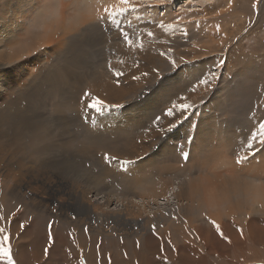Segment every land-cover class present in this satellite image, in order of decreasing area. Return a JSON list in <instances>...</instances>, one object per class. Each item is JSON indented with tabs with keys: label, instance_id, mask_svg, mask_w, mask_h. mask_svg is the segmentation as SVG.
Masks as SVG:
<instances>
[{
	"label": "bare ground",
	"instance_id": "obj_1",
	"mask_svg": "<svg viewBox=\"0 0 264 264\" xmlns=\"http://www.w3.org/2000/svg\"><path fill=\"white\" fill-rule=\"evenodd\" d=\"M12 1L16 2L18 6L16 7L17 13H11L10 8L0 7V17L7 19L8 16V21L11 22L4 26V30L8 31L10 28L19 34H22L20 32L22 30L28 29L29 31L28 35L25 32L26 42L18 45L16 49H10L11 52L7 51L10 43L4 45L6 39L0 40V48H2L0 49V189L4 190L6 196L9 197L5 201L0 200V208L1 211L5 207L9 208L10 206L11 208L8 224L2 225L11 233V241L14 238H24L16 240L15 245L13 244V253L16 251L14 258L18 264H41L42 261L50 258L57 248L68 246V244L78 249L85 248L86 242L82 245L76 241L73 242V236L78 232H85V227L89 229L87 233H95L100 236L111 233L118 236H120L119 234L129 236L137 231L146 232L147 229L150 231L153 223L157 225V222L160 223L163 220V212L158 207L161 204L159 202L166 201L168 203L170 198L177 201H189L190 211H216L218 219L219 215H222V211L244 212L248 210L257 212L258 208L262 212L264 208H261L259 202L252 198L249 191L251 185L261 184V181H264L261 174H259L260 177L242 176L233 182L210 184L208 189H205L204 186L209 184H205L203 187H199L206 196V199L203 200L200 197H193V189L197 187L191 185L187 189L183 188V185L173 187L166 182L167 180L160 179L161 177L155 180L152 178L138 179L135 176V174L137 175L136 170L131 172L134 175L132 188L123 189L124 193L116 194L105 191L107 187L105 178L111 176L108 175L109 172L122 171L117 162L104 161L105 152L115 155L119 159L133 160L138 155V151L144 153L152 148L153 139L166 136L169 131L164 129L173 119H179L182 121L179 126H188L187 128L190 130L193 109L185 114L189 115L185 121H183L185 117L177 113L176 117L165 118V124L161 123L160 129L151 126L144 128L142 134L140 131L135 136L136 127L143 123L142 116L148 113L151 104L155 103H139L141 100L145 99L149 93L170 92L169 94L177 95L182 93L181 91L190 90L197 76L207 72L209 64L216 65L220 60H224L221 68L234 70L229 56L233 48L227 37L228 26L219 24L220 17L225 14L224 11H217V8L211 12L215 6L204 7L206 6L204 1L201 2L204 7L200 12L201 18L212 14V16H208L209 19H207L208 17L206 19L199 18V20L191 18L200 15L199 13H181V15H175L177 16L175 18H171L173 14L159 15V8L154 10L142 8L138 14L128 16L127 19L120 18L122 26L130 33L133 31H143L145 34L147 31L155 33L153 38H147L145 35L143 38L144 49L138 50L129 48L123 43L117 27L104 24L101 21V26L95 28V19L98 15H103L102 7L114 3L115 0L94 1L101 8L96 16L91 0H84L79 10L75 9L74 1L70 0H53L54 3L50 2L47 9L41 8V10L40 7H35V0H26V3L24 0ZM227 2L230 3L228 14L225 15L228 19L234 12L231 8L233 0H227ZM172 3L168 5L171 6ZM20 4H25V12L20 10L22 8L19 7ZM57 5L59 6L58 15L48 17L47 10ZM225 5L227 6V4ZM70 7L76 13L71 16L73 23L79 29L82 25L87 24L85 28L89 29V33L85 28L84 30L80 29L84 36L79 34L81 36L79 39L71 37L65 48H53V45L57 44L56 31L53 26L59 29L58 18H61L60 14L63 16L65 8L69 9ZM20 16L26 17L28 23L19 22L17 18ZM178 18L179 23H177ZM161 19L165 23L176 24V30L164 32L158 27ZM2 22L3 20L0 19V28L3 26ZM216 25L220 26L219 31H217ZM191 27L194 29L192 30ZM184 30L187 31V36L184 35ZM191 31L192 36L190 35ZM177 33L181 34L176 36ZM191 37H196L198 40L205 39L209 42L214 38H219L224 39V43L222 41L218 45L205 49L204 46L197 47L189 44ZM84 46H88V50L84 49ZM169 47L172 49L170 55L180 65L178 71L172 70L168 58L160 55ZM41 49L43 50L41 51ZM33 53L38 54L34 55ZM55 54L57 55L55 56ZM202 54L206 56H202ZM24 58L31 60L29 63L33 72H29L23 63L18 65ZM121 60L125 63L121 64ZM109 61L114 69L123 70L125 75L121 78L114 77L108 70ZM154 69L159 71V75L153 71ZM59 72L69 81H76L78 78L80 87L77 89L76 96L68 93L65 98L63 97L65 89L62 84L66 82L60 77ZM143 73H148V75L143 76ZM133 75L141 76V79L133 80ZM29 78L30 80L31 78L35 79L34 83L24 87V90L18 91L23 82ZM188 78H193V80L189 81ZM81 79L84 81L81 82ZM117 79H119V85H117ZM86 88H89L88 91L101 97L107 103L118 104L119 107L110 109L104 114H97L94 110H89L85 115L81 111L79 94ZM211 89L212 84L210 87L201 86L195 92L203 93ZM40 92L41 95H39ZM12 96L13 98H11ZM183 97L189 98V95ZM44 101L50 103L47 109L44 108V111L50 114L46 115V122H43L42 112L37 113L34 117L35 111H39L38 103H44ZM71 101H73V107L69 106ZM124 103L127 105L124 106ZM206 106L205 112L201 113L202 118L197 123L200 127L197 129L199 135L204 130L203 125H207L209 122ZM156 107L158 108V106ZM209 115L211 114L209 113ZM127 130L132 133L131 137L125 136ZM197 131L195 132L197 133ZM195 139L197 145L202 144L200 137L198 140ZM90 148H95V155L103 151L98 158L100 164H103L102 174L87 171L83 165L81 156L87 154ZM226 148L228 149V147ZM142 165L144 166L143 163ZM75 167L78 169L77 172ZM66 172L78 176V179H73L76 183L71 187L61 175V178L58 177L61 173L67 174ZM176 174L174 173V175ZM218 174L225 175L227 173L220 171ZM121 177L122 175H120ZM63 186H65V190ZM1 190L0 198H3L4 194ZM23 196L28 200V205L22 203ZM112 205H114L113 208H111ZM17 208L20 209L19 212H16ZM14 212L15 216L12 215ZM185 212L189 213L187 209ZM73 214L76 216L75 220L72 219ZM141 220L142 223H140ZM50 221H55L54 246L49 249V255L45 256L44 248L49 243L48 224ZM21 223L25 224L23 231L20 229ZM64 229L68 232L61 234ZM64 237L68 239V243ZM257 242H260V246L264 248L262 237L258 238ZM16 248L17 250H15ZM19 248L21 249L19 250ZM29 248L31 251H27ZM37 250L42 253L41 257ZM25 253L29 255L25 256L28 260L24 257ZM81 257L89 259V255H81L76 258L73 253H68L66 262L67 264H70L69 261L72 264H80ZM89 262L87 264H91Z\"/></svg>",
	"mask_w": 264,
	"mask_h": 264
},
{
	"label": "rangeland",
	"instance_id": "obj_2",
	"mask_svg": "<svg viewBox=\"0 0 264 264\" xmlns=\"http://www.w3.org/2000/svg\"><path fill=\"white\" fill-rule=\"evenodd\" d=\"M24 1L26 3V0ZM35 1V7H40V10L41 8L47 9L49 3L53 2V0ZM70 1H74V7L77 10L81 9L82 6L80 5H83L84 3V0L83 2H81V0ZM94 1L96 0H91V3L92 9L96 12V16L101 8H99V6L94 3ZM172 1L173 3L171 6L166 5L164 6L163 11L159 10V15L169 13L170 15L173 14L171 18H175L178 16L177 14L181 15V13L200 14L204 7L213 5L216 8L214 7L211 12L215 11L217 8V11H224L223 13L225 14L220 17L219 24L228 26L227 37L234 50L230 51L229 56L232 60V66L234 67V70H227L221 68V66L217 67L220 62H218L216 65L209 64L208 66L210 67L207 68V72L209 70H214L218 75V79L212 83V89L210 91L197 93L190 90H184L181 91L182 93L177 95H175V93L169 94L170 92L149 93L145 99L141 100L139 103H155L151 104L149 112L142 116L143 123H140L136 127L135 136H137L140 131L142 134L144 132V128H149L151 126H154L156 129H160L163 122L165 124V118H169L164 116V112L172 105L174 101H176V103L185 102L179 99L185 95H189V98L186 102H191L194 104L193 112L191 114L193 121L190 130L187 128L188 126H179L176 128V130L174 129L168 132L165 137L158 135L159 137L153 139L152 148H150L148 152L141 153L138 151V155L133 158V160L135 159L134 161H136V163L130 166V170L128 172H125L123 169L120 172L117 170L109 172L108 175L111 176L105 178V183L107 185L105 190L106 192L110 191V193L113 194L120 192L124 193L123 189L126 190V188L129 187L132 188V178L134 175H132L131 172L134 170L137 171L136 173L138 176L136 174L135 176L138 179L152 178V180H155L156 178L161 177L160 179L164 181L167 180L166 182L173 187H179L183 185V188L186 189L190 185L193 187H203L205 184H209L204 186L205 189H208L210 188V184H220L227 181L233 182L238 177L242 176L260 177L259 174H261L264 178V151L259 152L257 156L253 158L251 162L245 167L235 165L234 162H232L234 161L233 153L235 151H239V145L245 142L251 131H255V127L258 126L259 122L264 121V0H262L261 4L259 5L258 19L257 10L253 9L252 7L254 0H233L234 4L231 3V8L234 13L232 14V17L230 16L228 19L225 17V15L228 14L227 10L230 5L227 0ZM204 1L206 6L203 7L201 2ZM65 2L67 3L68 1ZM133 2L137 4H143L144 0H133ZM225 4H227V6ZM24 5L25 4H20L19 6L22 7L20 10L23 12H25ZM0 7L10 8L11 13H17L16 7L18 6L16 2L12 0H0ZM73 13V8H65L63 10V16L60 14L61 18H58L59 29H56L53 26V29L56 31L55 39L57 41V44L55 46L53 45V48H65L67 47L68 40L71 37H76L79 39L81 37L79 34H83L81 30H84L87 24H85L86 26L82 25L80 30L71 20ZM201 16L202 15L200 14L191 18L194 20H199V18L206 19L208 16H212V14L205 15V18H201ZM191 18L187 19L190 20ZM209 18L210 17L207 19ZM0 19L3 20V26L0 28V40L3 38L6 39V43L4 45L10 43L7 51L11 52L12 49H16L18 45L24 44L26 42L25 39L29 30L26 29L20 31L22 34L16 33V31L10 28L8 31H5L4 26L9 25L11 22L8 21V16L7 19L4 17H0ZM17 20L22 23H28L26 17L24 16H20L17 18ZM250 21L255 23V28L246 34V29L251 27ZM191 29L193 30L194 28L191 27ZM86 30H88L87 32L89 33V29ZM25 32L27 35H25ZM180 34L181 33H177L176 36H179ZM190 35L192 36V31L190 32ZM222 41L224 43V39L222 40L219 38H214L209 42L205 39L198 40L196 37H191L189 44L196 45L197 47L204 46L203 48L206 49L211 46L218 45ZM84 49L88 50V46H84ZM56 55L57 54H55V56ZM202 56L206 55L202 54ZM5 57H7V55H5ZM27 59H22L18 65H22L23 63L24 67L29 72H33V68L29 63L31 60ZM60 72V77L66 82L62 84L65 89L63 92V97L65 98L68 93L76 96L78 93L77 89L80 87L78 78L76 81H69L68 79L64 78ZM204 73H206V71ZM201 74H199L197 77L201 76ZM29 80L30 78L25 80L22 85L23 88H18V91L24 90L27 86H31L35 81L33 78H31L30 81ZM188 80H193V78H188ZM195 80L193 82H195ZM80 81L83 82L84 80L81 79ZM190 85L191 83L188 85V88ZM88 89L86 88L85 90H82V92L79 94L80 98L84 91H88ZM39 95H41V92ZM11 98H13V96ZM72 104L73 101L69 103V106L73 107ZM49 105L50 103L45 101L44 103H38L39 111H35L34 117L37 113L42 112L43 122H46V115L50 114L45 112L44 108L47 109ZM126 105L127 104L124 103V106ZM156 106H158V108ZM205 106L206 114L209 117V122L207 125H203L204 130L200 132L199 135L197 131L199 126L197 123L200 118H202L201 113L205 112ZM209 113L211 115H209ZM156 117H161L159 124L155 122ZM188 118L189 115L186 116L183 121L187 120ZM195 131H197L198 135ZM131 134L132 133L127 130L125 136L128 135L126 137H131ZM199 137L200 140H202V144L197 145L195 138L198 140ZM188 138L191 139L190 144L187 142ZM181 146H183L185 150L190 148L191 152L193 153V160L190 162V165H184L180 159L179 150ZM226 147H228V149ZM102 153L103 151L95 155V148H90L87 154L81 156L83 165H85L87 171H93L94 174H97L98 172L100 174L103 173V164L101 165L98 159ZM147 154L151 155L148 156ZM222 158H226L228 160L229 167L221 168L218 165V161ZM155 159L156 161H154ZM75 169L77 172L78 169L76 167ZM165 169L166 171H164ZM258 169H260V171H258ZM220 171L226 172L227 174L219 175L218 172ZM174 173L177 174L174 175ZM63 174L64 173L59 174L58 177L61 175L66 183L68 181L70 184H68L69 187L76 183L73 181V179H78L77 174ZM120 175H122L123 178H120ZM262 182L264 181H261V183ZM63 188L65 190V186H63ZM66 188L68 189V187ZM1 192L4 194V197L0 198V200L5 201L9 199V197L6 196L4 190H1ZM188 202L186 200L177 201L176 199L172 198H170L168 203H166V201L159 202L161 203L158 206L160 211L163 213L168 212L169 215L165 216L162 213L163 220L160 221V223L157 222V225L164 224L163 227L158 225V236H154L150 228V231L148 229L146 232L137 231L134 233L135 235L129 234V236H123L121 234L118 236L117 234L113 233L100 236L95 233L89 234L86 232H78V234L73 236L75 237L73 242L76 241L80 245L86 242L85 248L83 247L82 249H78L73 247L71 244H68V246H61L56 249L57 251L54 252L50 258L42 261L41 264H67L66 261L68 259V253H73L76 258L78 256L80 257L81 255H89V259H85L86 264L88 261H90L91 264H264V248L260 246V242H257V239L260 237L264 239V209H262V212H260L258 208L257 212L248 210H245L244 212L238 210L222 211V215H219L218 219L216 211H190ZM22 203L28 205V200L24 196L22 198ZM113 207L114 205L111 206V208ZM42 209L39 210L41 211ZM176 209H179L178 213L175 212ZM186 209L189 211V213L185 212ZM10 211V206L9 208L5 207L2 209V211L0 208V214L5 217V220L0 224L1 227L2 225L5 226V224H8V218L10 219L11 217L8 216ZM205 213H207V218L205 217ZM173 214L178 215L179 218L173 220ZM209 218L215 219L221 225L222 230L229 237L231 243L220 238V236L215 232L213 226L209 223ZM185 220H187V224L184 223ZM239 230L243 231V236H241ZM67 232L68 230L64 229L61 231V234ZM18 239L24 238H14V240L11 241L12 246L15 245V241ZM64 239L68 243V239L65 237ZM169 239L171 240V244H169ZM137 241L140 242L139 247H137ZM98 245H100V247H97ZM17 248L15 250H17ZM20 249L21 248H19V250ZM38 250L37 253L41 257L42 253ZM27 251H31V248H29ZM27 255L28 254L25 253L24 257ZM25 258L28 260L27 257ZM69 263L72 264L70 261Z\"/></svg>",
	"mask_w": 264,
	"mask_h": 264
},
{
	"label": "snow or ice",
	"instance_id": "obj_3",
	"mask_svg": "<svg viewBox=\"0 0 264 264\" xmlns=\"http://www.w3.org/2000/svg\"><path fill=\"white\" fill-rule=\"evenodd\" d=\"M262 0H254L252 5L253 9L257 10V19L259 17V5L261 4ZM172 3V0H144L143 4L134 3L133 0H115L114 3H111L107 6L102 7L103 15H98L96 19L95 28L100 27V22L103 21L104 24H110L115 26L119 29V35L122 37L123 43L126 44L129 48H136L138 50L144 49V42L143 38L146 35L147 38H153L155 33L152 31H147L146 34L143 31H133L130 33L129 30H126L122 26V21L120 18L127 19L128 16L133 14H138L139 11L143 8L145 10H154L159 8L160 11L164 10V6ZM59 12V6H55L47 10L46 15L49 17L57 16ZM179 23V18L177 20ZM250 28H247L245 33L248 34L255 28V23L250 21ZM158 27L162 29L164 32L175 31L177 25L173 23H165L162 19L158 23ZM217 31H219L220 26L216 25ZM184 35L187 36L188 33L184 30ZM43 49H41L42 51ZM172 49L169 47L167 51H163L160 53L161 56H165L171 62V69L178 71L180 69V65L177 64L176 60L172 58L170 53ZM38 54V53H33ZM27 58V57H26ZM183 60V58L181 57ZM121 64L125 63L123 60L120 61ZM224 64V60L220 61V64L217 67L222 66ZM138 66V65H137ZM108 70L111 71L112 75L116 78H121L125 75L124 71L121 69H114L111 65V62L108 63ZM153 71L157 72L159 75V71L154 69ZM143 76H147L148 73H143ZM133 80L141 79V76L133 75ZM218 79L217 72L214 70H209L206 73L201 74V76L197 77L195 82L192 84L190 91L195 92L201 86H208L210 87L213 82ZM117 85H119V79H117ZM181 100L185 102L176 103L173 102L171 107H168L167 110L164 112L165 117H176L177 113H180L181 116L186 118V113L191 111L194 108V104L191 102H186L187 97H180ZM81 103V111L87 115L89 110H94L97 114H104L110 109L119 107L118 104H109L101 97L94 95L90 91H84L83 95L80 98ZM161 117H156L155 122L159 124ZM182 121L179 119L170 120L168 125L166 126V131H172L176 129ZM187 142L190 144L191 139L188 138ZM261 151H264V121L258 123V126L255 127V131H251L249 136L246 138L245 142L239 145V151H235L234 154V164L244 167L248 165L253 158L257 156V154ZM180 159L184 165L189 164L193 160V153L191 152L190 148L185 150L183 146L180 147L179 150ZM103 159L105 162H117L121 169L125 172L130 170V166L136 163V161L132 159H119L115 155H110L109 153L105 152L103 155ZM218 165L221 168L229 167V162L226 158H222L218 161ZM251 196L254 200L259 202L260 207L264 208V182L261 184L251 185L249 188ZM193 197H200L202 200L206 199L205 194L202 190L197 187L193 189ZM20 209L17 208L16 212H19ZM55 211V209H53ZM176 213L179 212V209L175 210ZM165 216L169 215L168 212L163 213ZM13 216L16 215L14 212ZM205 217L207 218V213H205ZM178 215L173 214L172 219H178ZM72 219L75 220V214L72 215ZM5 217L0 214V222H3ZM94 222V221H93ZM143 221L141 220L140 223ZM187 224V220L184 221ZM209 223L213 226L215 232L220 236L221 239L228 241L231 243L229 237L224 233L222 230L221 225L215 220L209 218ZM55 221H50L48 224V245L44 248L45 256L49 255V249L54 246V237H53V228H54ZM157 225L153 223L151 225V231L154 236H158L157 232ZM160 227H163L161 224ZM25 228V224H20V229L23 231ZM84 231L87 233L89 229L87 227L84 228ZM241 236H243V231L239 230ZM69 235L71 236L72 233L70 232ZM75 239V237H73ZM11 233L6 230L5 227H0V262L2 264H18V261L14 258L13 253V246L11 244ZM169 244H171V240L169 239ZM140 246V242L137 241V247ZM97 247H100L98 245ZM175 250V249H174ZM80 264H86L85 259L83 257L80 258Z\"/></svg>",
	"mask_w": 264,
	"mask_h": 264
}]
</instances>
